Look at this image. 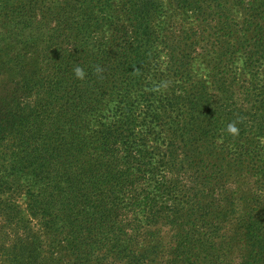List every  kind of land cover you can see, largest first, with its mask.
<instances>
[{"label": "trees", "instance_id": "trees-1", "mask_svg": "<svg viewBox=\"0 0 264 264\" xmlns=\"http://www.w3.org/2000/svg\"><path fill=\"white\" fill-rule=\"evenodd\" d=\"M178 2L0 0V264H264V0Z\"/></svg>", "mask_w": 264, "mask_h": 264}, {"label": "rangeland", "instance_id": "rangeland-1", "mask_svg": "<svg viewBox=\"0 0 264 264\" xmlns=\"http://www.w3.org/2000/svg\"><path fill=\"white\" fill-rule=\"evenodd\" d=\"M183 11L184 10L179 7L178 0H165L163 13L158 21H161L162 24H167V26H172L173 24L180 26L187 22Z\"/></svg>", "mask_w": 264, "mask_h": 264}, {"label": "clouds", "instance_id": "clouds-1", "mask_svg": "<svg viewBox=\"0 0 264 264\" xmlns=\"http://www.w3.org/2000/svg\"><path fill=\"white\" fill-rule=\"evenodd\" d=\"M74 73H75L76 77L81 79V80H83L86 76L85 70L80 66H76L74 68ZM227 131H228V133L232 134L233 136L239 135V128L237 127V123L236 122L229 123L227 126Z\"/></svg>", "mask_w": 264, "mask_h": 264}]
</instances>
